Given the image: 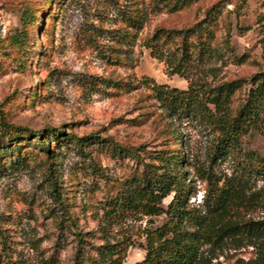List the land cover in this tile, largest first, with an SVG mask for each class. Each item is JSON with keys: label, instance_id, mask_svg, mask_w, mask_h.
Segmentation results:
<instances>
[{"label": "rangeland", "instance_id": "1", "mask_svg": "<svg viewBox=\"0 0 264 264\" xmlns=\"http://www.w3.org/2000/svg\"><path fill=\"white\" fill-rule=\"evenodd\" d=\"M48 1L0 0V110L9 125L8 136H0V264H89L96 245L124 236L133 244L122 264H134L144 254L142 229L158 226L164 215L105 217L103 211L146 168L100 139L83 141L79 149L68 136L95 132L99 138L138 146L143 162L153 167L161 165L158 150L181 155V171L194 192L189 201L197 203L205 188L201 170L219 174L227 170V160H210L213 135L201 122L169 119L149 97L145 85L185 89L188 80L151 57L142 41L158 27L186 29L214 19L210 44L215 54L189 79L209 85L247 81L264 70V0H193L175 11L162 5L165 0H63L58 6L59 0ZM132 1L142 2L148 14L126 53L129 60L106 61L104 54L114 46L106 32L121 26L118 10L126 12ZM23 9L33 10L32 23H21ZM47 9L55 17L42 23ZM16 34L23 38L18 43ZM100 78L130 80L136 88H106ZM248 87L241 82L233 91L230 109ZM59 129L65 134L57 135ZM238 143L264 157V112ZM48 183L54 184L53 191ZM64 215L70 222L60 223ZM249 216L264 218V208L256 207ZM76 232L83 236L80 250ZM253 258L254 250L247 246L207 264Z\"/></svg>", "mask_w": 264, "mask_h": 264}, {"label": "trees", "instance_id": "2", "mask_svg": "<svg viewBox=\"0 0 264 264\" xmlns=\"http://www.w3.org/2000/svg\"><path fill=\"white\" fill-rule=\"evenodd\" d=\"M62 1L59 0L57 6ZM191 1L165 0L162 5L175 11ZM43 2L47 4L49 1ZM128 4L126 12L118 10L121 26L106 32L110 33L107 38L114 45L112 53L104 54L106 61L128 62L129 56L126 53L130 51L137 31L148 14L142 2L132 1ZM46 11L42 15V23H45L47 17H55L52 9ZM34 19L32 9H23L20 13L21 23H32ZM205 22L186 29L158 27L142 41L151 57L162 62L171 73L188 80L185 89L154 82L148 87L143 83L150 90L149 97L157 102L169 119L185 117L201 122L213 135L210 160H227V170L219 174L210 168L201 170L200 178L205 182V188L197 203L189 201L194 192L181 171V155L174 157L166 149L158 150L161 165L153 167L143 162L137 153L138 146L122 145L109 137L99 138L95 132L68 136L79 149L83 141L94 143V139H100L118 155L137 160L146 168L139 177L125 184L120 193L109 200L108 208L103 211L105 217H118L126 213L164 215V220L158 226L142 229L144 254L134 264H207L210 259L228 250L247 246L254 250L255 258L245 262L237 259L235 264H264V218L249 216L256 207L264 208V157L242 150L238 143V137L255 127L259 113L264 112V94H261L264 92V70L247 81L236 79L214 85L202 79H189L191 72L202 69L199 66L203 67L208 58L215 54V47L210 44L214 37L215 21L211 19ZM22 39L21 34H16L13 41L18 43ZM116 49L122 51L117 53L114 51ZM100 80L106 88L124 91L136 88L130 80ZM241 82L249 84V87L242 101L230 109V96L240 87ZM173 124L169 120L168 129L171 131L174 129ZM0 125V136H8L9 125L4 122L1 110ZM64 134V130H58L57 135ZM48 188L53 191L54 184L48 183ZM165 198L169 200L163 206ZM69 219L68 215H64L60 223L70 222ZM74 235L76 250H80L83 236L80 232ZM132 244L128 236L119 240H103L94 247L95 253L90 257L89 264H122L127 247Z\"/></svg>", "mask_w": 264, "mask_h": 264}]
</instances>
